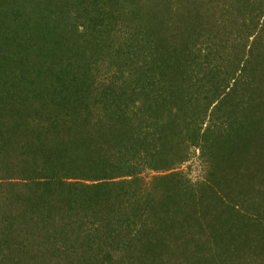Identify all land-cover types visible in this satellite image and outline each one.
<instances>
[{
	"label": "trees",
	"instance_id": "16d2710c",
	"mask_svg": "<svg viewBox=\"0 0 264 264\" xmlns=\"http://www.w3.org/2000/svg\"><path fill=\"white\" fill-rule=\"evenodd\" d=\"M262 112L264 0H0V264H264Z\"/></svg>",
	"mask_w": 264,
	"mask_h": 264
},
{
	"label": "rangeland",
	"instance_id": "374dc122",
	"mask_svg": "<svg viewBox=\"0 0 264 264\" xmlns=\"http://www.w3.org/2000/svg\"><path fill=\"white\" fill-rule=\"evenodd\" d=\"M249 68H253L249 65ZM254 69V68H253ZM256 70V69H254ZM252 75H254L252 73ZM262 79V77H261ZM241 92H244L243 90H240ZM188 92H191V90L189 89ZM195 92V91H192ZM204 92V91H202ZM259 110V109H258ZM264 113V112H262ZM171 172H174L175 174L179 175L177 176L176 180H183L181 177L186 178L187 180H189L192 184H198L200 182H206V180L210 181V177L208 176V173H205V167L203 165V161L201 160V152L197 149H194L190 152L189 156H187V158L185 159V161L180 164L179 166L176 167L175 170H172ZM169 172V173H171ZM167 173H159L157 175L159 176H163L166 175ZM154 175V173H150V172H146V176H150L149 178H147V180H149L152 176ZM207 178V179H206ZM211 182V181H210ZM213 183V182H212ZM215 184V183H214ZM257 184H255L254 186L250 185V184H245V187L240 188L239 186L236 187V191H233V193H231L230 190V194L231 196L236 197L237 195L240 196V199L243 200L244 204H249V202L247 200H250V197L252 195H259L258 190H254V193L251 191V187H255ZM217 186V185H216ZM216 186L212 187V186H207V188H203L205 186H203L200 190V196L202 195L205 198V201H207L206 205L208 206L209 204H211V200L214 196V194L216 193V195H219V188ZM236 192V194L234 195V193ZM253 193V194H252ZM225 198V197H223ZM159 207V206H158ZM156 208V214L157 217L160 216L161 214V209L163 208L162 206H160L159 208ZM166 218L168 219L167 215L162 214L159 218L158 221H155V226L158 229H162L165 225V220ZM189 225V223H188ZM194 224H190V227H193ZM263 230H264V226H262ZM152 228V227H151ZM151 228L149 229V233L147 234V236L144 238V241H149L150 246L148 247H144V249H142V251H139L138 254H136L133 258H131L132 263L133 264H191V262L188 260V258L186 259V257H183V252L180 251V249L176 248V247H171L169 250L167 248H165L164 250H161L159 252L158 248L160 247V245L164 244L165 246H167V244L169 243V241L171 242L172 239V233H168V231H164L161 234H159L158 230L155 228V231H157L158 236L157 238H154L153 241L149 240L150 237V231ZM174 237V236H173ZM176 238V237H175ZM160 243L158 245H154L152 243ZM210 264L209 261H206L205 263Z\"/></svg>",
	"mask_w": 264,
	"mask_h": 264
}]
</instances>
